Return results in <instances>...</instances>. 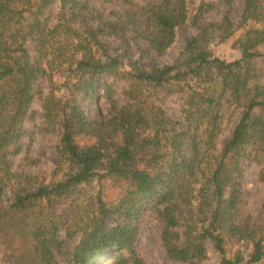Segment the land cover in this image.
I'll return each mask as SVG.
<instances>
[{"label": "trees", "instance_id": "obj_1", "mask_svg": "<svg viewBox=\"0 0 264 264\" xmlns=\"http://www.w3.org/2000/svg\"><path fill=\"white\" fill-rule=\"evenodd\" d=\"M215 8L202 2L190 17L188 0H0V242L10 264H148L136 249L146 214L172 261L200 264L211 243L218 264H264V203L242 217L244 159L264 182V1L244 0L239 25L229 11L206 20ZM189 20L179 57L160 63ZM249 21L259 25L244 33L240 58L212 54L211 41ZM171 95L177 116L163 105ZM102 100L107 113L91 116ZM37 116L60 136L61 179L13 171L10 148L20 152ZM104 180L122 188L116 202L101 189L82 194ZM241 241L249 254L228 256Z\"/></svg>", "mask_w": 264, "mask_h": 264}, {"label": "rangeland", "instance_id": "obj_2", "mask_svg": "<svg viewBox=\"0 0 264 264\" xmlns=\"http://www.w3.org/2000/svg\"><path fill=\"white\" fill-rule=\"evenodd\" d=\"M143 1V0H137ZM264 1V0H263ZM202 2H212L216 4V8L205 13L204 17L209 21H221L222 15L225 11H229L232 19L238 23L241 22V15L243 11L244 0H234L231 5H224L221 0H188L190 17L197 13L198 7ZM118 1L113 5L118 6ZM102 7L104 5H101ZM106 5V7H113ZM259 24L252 21L247 22L244 26H239L232 37L226 41L214 39L209 43V50L214 56L220 57L227 61H233L242 56L243 47L241 39L248 28ZM195 28L192 21L189 20L188 25L179 29L176 41L170 46L157 60L162 64H171L179 57L182 47L185 43L186 37L193 34ZM28 48L32 54H35V45L33 42L28 43ZM56 80V78H55ZM45 93L48 92L50 83L46 81L41 84ZM123 84H117V96L120 98L121 103H124L125 97L123 94ZM179 97L171 95L165 99L163 105L167 112L173 116L180 113ZM90 115L95 117L101 114H106L108 106L102 100L99 104L91 103ZM33 109L40 111V101L36 98L33 104ZM231 112H228L230 115ZM240 110L236 111L230 123L226 125L224 134L221 137V142L227 138L230 130L238 121ZM24 127L27 133L23 136L20 145L21 150L19 153H13V148H10L9 159L13 167V171L17 173H27L39 175L46 182L52 179H61L64 176V170L58 169L59 156L56 150V145L59 142L60 136L58 132L44 130L41 127V119L39 116L36 119H28ZM243 179L242 189L246 204L244 207L242 217L251 216L257 217L261 207L264 203V182L260 180L259 171L261 166L251 159H244L242 161ZM102 190L103 198L108 202H116L122 193V188L119 184L113 183L112 180H104L101 183L93 181L89 184L82 186V194L96 195L99 190ZM70 246V241L67 242ZM209 257L202 261L200 264H218L220 255L214 250L212 244H209ZM138 253L145 259L148 264H185L182 262L172 261L163 247L160 239V225L152 214H146L142 218L141 233L139 240L136 244ZM251 244L246 242H230L227 244L228 256H234L237 251L248 255L251 251ZM0 264H10L4 256L3 245L0 242ZM99 264H115L113 258L107 257L99 262Z\"/></svg>", "mask_w": 264, "mask_h": 264}]
</instances>
